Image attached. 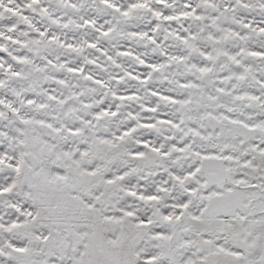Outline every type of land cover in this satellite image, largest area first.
<instances>
[{"label":"snow or ice","instance_id":"6c2138e0","mask_svg":"<svg viewBox=\"0 0 264 264\" xmlns=\"http://www.w3.org/2000/svg\"><path fill=\"white\" fill-rule=\"evenodd\" d=\"M0 264H264V0H0Z\"/></svg>","mask_w":264,"mask_h":264}]
</instances>
